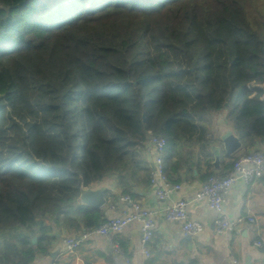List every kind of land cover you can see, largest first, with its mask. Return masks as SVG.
Instances as JSON below:
<instances>
[{
    "label": "trees",
    "instance_id": "obj_1",
    "mask_svg": "<svg viewBox=\"0 0 264 264\" xmlns=\"http://www.w3.org/2000/svg\"><path fill=\"white\" fill-rule=\"evenodd\" d=\"M221 112L243 154L264 142V0H0V264L100 227L82 188L149 184L150 135L174 182Z\"/></svg>",
    "mask_w": 264,
    "mask_h": 264
},
{
    "label": "crops",
    "instance_id": "obj_2",
    "mask_svg": "<svg viewBox=\"0 0 264 264\" xmlns=\"http://www.w3.org/2000/svg\"><path fill=\"white\" fill-rule=\"evenodd\" d=\"M212 122L208 155L201 151L199 144L182 149L180 165L170 175L175 183L170 182L180 184L181 191L173 193L168 200L157 199L151 182H131L130 194H123L114 179L104 180L96 187H91L107 188L106 193L109 195L106 196V204L100 209L104 212L105 221L119 218L123 211L130 210V205L121 200L125 195L151 212L155 230L153 241L147 247L149 256L145 255L141 240L142 224L135 222L112 238V241H119L121 254L115 252L109 239L97 234H89L74 253H69L63 239L81 238L90 229L83 228L80 233L56 229V240L50 254L38 257L33 264H188L191 261L197 264H264V176L252 184L239 181L227 194L225 214L237 224L230 234H217L216 213L205 201L196 200L198 192L207 182V161L210 162L213 175L221 177L232 170L228 169L231 157L238 158L244 153L243 147L231 157L225 153L221 137L229 131L237 136L233 126L226 121L225 112L216 114ZM257 150L264 153V142L256 143L249 153ZM216 156L219 157L218 165H215ZM143 159L148 163L152 178L154 153L149 145L143 153ZM180 199L188 203L189 219L203 224L204 229L197 236L188 238L183 234L180 223L165 218L166 208ZM249 218H254L255 224H250ZM257 240L262 241L261 247L254 245Z\"/></svg>",
    "mask_w": 264,
    "mask_h": 264
},
{
    "label": "built area",
    "instance_id": "obj_3",
    "mask_svg": "<svg viewBox=\"0 0 264 264\" xmlns=\"http://www.w3.org/2000/svg\"><path fill=\"white\" fill-rule=\"evenodd\" d=\"M154 153V173L150 180L155 187L156 197L160 201H166L173 193L181 191V185H174L165 173V149L167 146L166 139L161 136H152L146 142ZM264 176V153L254 151L243 154L233 164L232 170L225 176H211L202 186L196 196V200L205 201L208 207L216 213L215 229L217 234L232 233L237 224L225 214L226 196L237 182L243 181L246 184H252ZM123 202L130 205V210H125L119 218L110 219L101 224L97 229H90L87 234L81 238H64L63 242L69 253H74L89 234H97L111 241L116 253L121 254L122 247L119 241H112V238L120 234L131 223H141V240L144 245V253L149 256L148 245L153 241L155 221L152 220V214L145 209L140 203L135 202L129 195L121 198ZM166 220L173 223H180L185 236L194 237L200 233L204 227L203 224L194 222L188 217V203L185 200H178L173 205L166 208ZM250 224H255L254 218H249ZM256 247L263 245L262 241L257 240L254 244Z\"/></svg>",
    "mask_w": 264,
    "mask_h": 264
},
{
    "label": "water",
    "instance_id": "obj_4",
    "mask_svg": "<svg viewBox=\"0 0 264 264\" xmlns=\"http://www.w3.org/2000/svg\"><path fill=\"white\" fill-rule=\"evenodd\" d=\"M221 141H223L224 150L227 156H233L235 152L240 150L243 147L242 141L234 135L233 132H226L222 137ZM219 157L216 156V164L219 163ZM106 191L107 188L104 186H100L97 189L91 188H82L81 194L77 200V203L80 205H84L87 207H92L94 209H101L106 204ZM58 236V233H55ZM189 238V236H187ZM33 243H36V238L32 240ZM90 264V263H87Z\"/></svg>",
    "mask_w": 264,
    "mask_h": 264
}]
</instances>
